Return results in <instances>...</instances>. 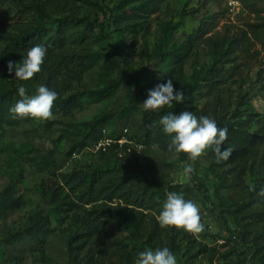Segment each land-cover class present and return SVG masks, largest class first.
I'll return each mask as SVG.
<instances>
[{
  "label": "rangeland",
  "instance_id": "374dc122",
  "mask_svg": "<svg viewBox=\"0 0 264 264\" xmlns=\"http://www.w3.org/2000/svg\"><path fill=\"white\" fill-rule=\"evenodd\" d=\"M2 1L11 14L20 9L17 0ZM80 5V15L96 24L88 38L97 60L83 68L81 77L72 67L73 51L62 49L46 54L41 71L31 80H17L5 66L8 60L21 63L27 52H6L0 43L3 90L23 85L26 94L31 90L34 95L43 84L57 90L62 99L78 96L67 113L53 106L48 121H0V264H135L141 251L164 247L175 255L177 264H191L199 243L220 251L237 246L249 258L251 250L231 236L198 193L191 200L200 209L204 231L193 235L161 228L159 209L140 200L79 203L65 180L96 168H114L126 179L125 186L137 193L144 178L163 184L197 181L210 189L213 202L223 197L229 204L230 193L214 187L219 176L234 180L231 165L212 166L209 150L195 163L185 153L169 151L171 137L162 126H149L144 120L142 103L148 91L172 79L184 97L189 85L195 84L192 101L203 115L263 138L238 175L246 184L264 187V40L262 44L248 40L249 53L242 52L239 43L250 25H264V0H88ZM17 34L14 28L8 36ZM162 53L171 55L163 58ZM210 66L217 70L209 73ZM121 69L136 82L132 93L124 85L100 96L83 93L117 80ZM126 126L134 139L131 152L123 157L101 156L92 143L85 144L92 129L118 133ZM186 164H193L190 175L184 174ZM8 189L17 201L7 208ZM96 209L106 211L98 214ZM38 216L50 220L49 233H32ZM172 241L177 245L174 249ZM206 257H198L197 262L207 263ZM230 260L235 263L234 256Z\"/></svg>",
  "mask_w": 264,
  "mask_h": 264
},
{
  "label": "trees",
  "instance_id": "16d2710c",
  "mask_svg": "<svg viewBox=\"0 0 264 264\" xmlns=\"http://www.w3.org/2000/svg\"><path fill=\"white\" fill-rule=\"evenodd\" d=\"M20 9L11 14L6 4L0 0V43H4V51H23L27 52L35 45L43 44L47 48V55L49 52L60 51L62 49L73 51V70L76 75L83 74V68L90 67L95 63L96 55L89 50L88 32L96 27V24L89 20L86 16H81V5L88 0H17ZM18 28L19 34L15 36H8V33ZM250 35V36H249ZM253 39L262 44L264 40V25H250L248 31H244L240 38V49L244 53H249L250 46L247 41ZM168 55L162 53L163 58ZM7 69V66H5ZM217 67L210 66L208 71L214 72ZM121 77L113 80L106 86L85 91L84 94L88 96H100L115 90L121 85L126 86L132 93V89L136 82L133 78L127 75L121 69ZM16 86L8 90H3V84L0 81V121H5L9 124H17L21 121H29L32 118H13L9 109L14 106L17 100L20 99L18 95V88ZM195 84L189 85L186 90L183 103H174L170 107L165 106L161 112L145 111L144 120L151 126L153 124L159 125V118L163 115L173 113L179 114L182 111H191L197 117L202 116V112L193 104L192 93L196 90ZM54 90V89H50ZM57 92V90H54ZM58 93V92H57ZM27 94H32L33 91L27 90ZM77 94L71 95L66 99L59 97L54 102L53 106L61 107L67 113L73 103L77 100ZM217 126L228 129V139L223 147H231L233 149L232 156L227 161L220 163L216 162L214 153L210 151L212 157V166L224 167L231 165L236 177L233 181H229L226 177L219 176V184L214 187V190L226 189L230 193V203L226 204L223 197L219 198L218 202H213L210 196V189L203 182H193V184L186 185L183 183H166L157 182L144 178L143 188L140 193L135 192L132 188L125 186L126 179L122 178L113 169L104 170L96 168L88 174L72 175L65 180L66 184L71 190H75V196L79 203L94 204L100 200L112 201L115 198H126L127 200H140L142 204L148 207L157 208L159 212L162 210V205L167 198L169 192L183 193L186 200H191L194 193H198L202 201L210 212L217 214L226 225L227 230L231 236L239 239L240 244L251 250V255L246 257L244 251H240L237 246H230L224 251L216 248H211L206 244L199 243L197 245V252L191 256L195 260L191 264H200L197 258L207 256L208 264H264V198L257 195L260 188L259 184H246L238 175L242 173L247 164L253 157L254 148L256 145L263 143L261 136L245 134L244 130L236 127L228 121L216 120ZM126 128H128L126 126ZM122 131V130H121ZM120 131V132H121ZM118 132V133H120ZM117 132L108 131V135L112 136ZM103 136L102 131L95 132L93 129L85 137V144H94ZM129 137H134L129 132ZM146 142L149 137L146 135ZM112 149L101 156L113 153L115 160L118 159L120 153L127 154L122 150ZM123 154L121 157H123ZM209 170V169H208ZM113 178L114 182H109ZM250 186H254L256 191H250ZM6 203L4 207H9L11 202H15L11 191L8 189L4 192ZM78 206L79 204L76 203ZM98 214H103L105 209H96ZM92 212H90L91 214ZM202 220V217H201ZM32 233L35 236L49 233L51 231L50 220L43 216L34 218V227ZM181 233V230L179 231ZM151 236L154 232H151ZM183 237H188L187 233ZM191 237V236H190ZM193 243H196L193 241ZM226 243V242H225ZM229 245V243H226ZM172 249L177 247L175 241H172ZM179 249V247H178ZM235 257V263L230 259ZM252 262H250V261Z\"/></svg>",
  "mask_w": 264,
  "mask_h": 264
},
{
  "label": "clouds",
  "instance_id": "9594fccd",
  "mask_svg": "<svg viewBox=\"0 0 264 264\" xmlns=\"http://www.w3.org/2000/svg\"><path fill=\"white\" fill-rule=\"evenodd\" d=\"M46 53L47 48L39 44L27 51L21 63L8 60L9 74L14 72L15 78L20 81L31 80L41 71ZM17 91L20 99L9 109L13 118L30 117L43 121L53 118L52 108L58 98L56 91L50 90L43 84L38 86L35 94L31 96L26 94L23 85ZM174 101L183 103L184 92L175 87L172 79H168L148 91L142 107L145 111H155L165 106L170 107ZM159 124L163 132L171 137L169 151L174 150L177 154L185 153L193 163L208 150L214 153L217 163L227 161L232 156L231 147L222 148L228 139V129L218 127L214 118L206 115L197 117L193 112L185 110L178 115L173 113L163 115ZM183 171L185 175H190L194 171L193 164H186ZM249 190L256 191L254 186H250ZM257 195L264 198V187L260 188ZM157 221L161 228L182 229L193 235L204 231L199 207L192 200H186L183 193L167 194ZM135 264H177V260L170 249L164 247L141 251Z\"/></svg>",
  "mask_w": 264,
  "mask_h": 264
},
{
  "label": "built area",
  "instance_id": "2783aa9c",
  "mask_svg": "<svg viewBox=\"0 0 264 264\" xmlns=\"http://www.w3.org/2000/svg\"><path fill=\"white\" fill-rule=\"evenodd\" d=\"M103 136L96 141L93 145V151L96 153H104L107 152L110 148H116L119 152L122 150L126 153L131 152V145L133 143V139L129 137L128 128H124L120 133L115 135H108V132L103 129L102 130ZM123 153H120L122 156ZM200 264H208L205 262H201ZM217 264V263H214Z\"/></svg>",
  "mask_w": 264,
  "mask_h": 264
}]
</instances>
